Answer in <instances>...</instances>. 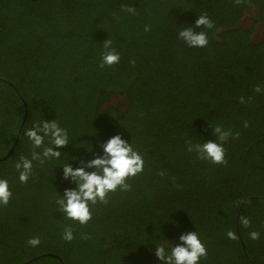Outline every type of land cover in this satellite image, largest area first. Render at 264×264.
<instances>
[{
    "label": "trees",
    "instance_id": "trees-1",
    "mask_svg": "<svg viewBox=\"0 0 264 264\" xmlns=\"http://www.w3.org/2000/svg\"><path fill=\"white\" fill-rule=\"evenodd\" d=\"M202 14L215 27L195 30L209 43L189 47L178 33ZM108 39L121 59L100 69ZM54 119L69 144L59 160L33 161L23 184L15 163L31 158L24 132ZM217 125L233 134L227 165L187 150L216 140ZM117 134L142 154L144 171L130 191L91 205L87 225L67 219L55 200L77 186L62 166L102 156L101 143ZM0 178L13 193L0 206V264H163L157 245L167 250L189 231L207 248L200 264H264V0H0Z\"/></svg>",
    "mask_w": 264,
    "mask_h": 264
},
{
    "label": "clouds",
    "instance_id": "clouds-1",
    "mask_svg": "<svg viewBox=\"0 0 264 264\" xmlns=\"http://www.w3.org/2000/svg\"><path fill=\"white\" fill-rule=\"evenodd\" d=\"M251 4V0H247ZM236 5L245 3V0H234ZM123 10L129 13H135V8L127 5L122 6ZM212 29L215 27L214 22L207 16L202 14L198 16L194 27H188L178 33L189 47H206L209 43L207 33L204 31L197 32L196 28ZM150 27L146 26L145 31H150ZM111 40L104 41V52L101 56L99 64L100 69L112 67L120 62V54L111 47ZM131 63L135 65V60ZM255 92L260 93L262 89L257 85ZM241 104L245 103L243 96L239 97ZM244 127H249L247 121L244 122ZM216 140H208L203 143L193 144L188 142V152H195L197 158L203 161H208L212 164L227 165L226 149L224 144L232 137L231 130H225L222 126L214 127ZM24 135L31 141V158L20 155L15 163V168L18 172V179L21 183L27 184L33 175V161H37L40 166H44L47 161L53 159L59 160L62 149L69 144V133L66 128H62L54 119L51 121L43 120L34 123L30 128H27ZM239 137V133L235 134ZM48 139V145L45 144V139ZM103 155H97L96 158L89 161H81V167L73 168L69 164L63 165V178L71 179L76 184L75 189H66L61 198L55 200L58 210L63 215L80 225H87L92 220L91 205L107 204L110 193L119 191H130L131 185L129 179L135 178L144 171L145 161L142 154L135 150L133 146L121 135L117 134L111 137L107 142L101 143ZM40 149V151H37ZM88 169H95L88 171ZM160 175H164L163 172ZM13 193L10 189L9 181L0 178V206H7ZM237 206L244 204L245 201L241 198L236 202ZM240 224L243 228L251 227V221L246 216L239 217ZM226 236L230 240H237L238 236L234 231L229 230ZM249 237L252 240H259L260 233L251 231ZM84 240L89 239L88 235H82ZM62 239L66 242H71L74 239L73 229L65 227L63 230ZM180 243L166 250L167 241L164 244L157 245L155 256L163 262V264H200L201 259H207L208 251L205 244L200 239L196 231H189L179 236ZM41 243L40 238L32 237L27 241L31 247H37Z\"/></svg>",
    "mask_w": 264,
    "mask_h": 264
},
{
    "label": "rangeland",
    "instance_id": "rangeland-1",
    "mask_svg": "<svg viewBox=\"0 0 264 264\" xmlns=\"http://www.w3.org/2000/svg\"><path fill=\"white\" fill-rule=\"evenodd\" d=\"M256 15V11H252L251 13L247 12L245 14V17L244 19L242 20V24H250V22L253 20V16ZM254 37H261V29L258 28L256 31H255V34H254Z\"/></svg>",
    "mask_w": 264,
    "mask_h": 264
}]
</instances>
